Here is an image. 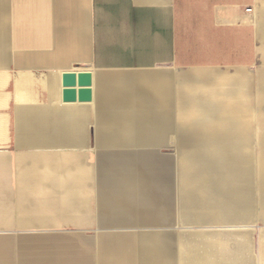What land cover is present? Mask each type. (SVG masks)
I'll return each mask as SVG.
<instances>
[{
    "label": "crops",
    "instance_id": "obj_1",
    "mask_svg": "<svg viewBox=\"0 0 264 264\" xmlns=\"http://www.w3.org/2000/svg\"><path fill=\"white\" fill-rule=\"evenodd\" d=\"M263 43L264 0H0V245L11 240L16 211L29 221L33 164L64 167L74 178L63 187L77 193L95 191L97 179L126 195L117 207L100 203L119 215L99 219L105 224H158L180 212L159 205L174 189V162L157 149L174 144L171 133L188 147L206 132L179 153V187L185 195L193 178L203 188L208 174L216 180L249 140L238 129L253 131L237 124L253 77L241 69L263 62ZM119 235L101 242L124 243ZM217 261L251 264L239 249Z\"/></svg>",
    "mask_w": 264,
    "mask_h": 264
},
{
    "label": "rangeland",
    "instance_id": "obj_2",
    "mask_svg": "<svg viewBox=\"0 0 264 264\" xmlns=\"http://www.w3.org/2000/svg\"><path fill=\"white\" fill-rule=\"evenodd\" d=\"M214 70L232 73L237 69ZM241 70L253 77L240 102L237 124L253 131L238 129L239 133L250 135L249 140L239 149V156L227 157L228 163L220 165L223 172L217 174L216 180H211L212 175L208 174L206 181L209 185L203 188L204 183L193 178L190 181L195 188L185 195L179 187V153L196 148L206 132L196 144L188 147L175 146L177 133H171L169 143L174 144L157 149L158 154L170 156L174 162V189L171 185L164 195L159 196V205L178 204L180 212L169 213L171 218L167 215L158 216V221H164L158 224L147 225L144 220L128 224H105L99 219L116 220L119 215L115 211H99L101 204L117 207L126 195H116L117 189H106L101 180L97 179L95 191L90 189L88 194L77 193L63 187L65 182L74 178L64 167L46 163L40 169L37 164L31 165V161L29 221L22 225L18 211L14 213V233L9 234L11 240L8 244L4 247L0 245V264H102L104 261L109 264H151L150 258L144 257H158V252L152 247L151 252L143 255L139 247L142 249L151 242L149 234L152 232L167 235L169 247L168 253H165L166 250L164 253L170 256L168 264H181L182 255L189 254L183 251L184 234L200 233L210 236L222 258L234 257L238 249L240 253L247 250L251 264H264V52L261 64ZM89 164L86 173L92 180L93 173ZM65 176L69 181H65ZM168 183L172 184V181ZM184 202L206 206L208 211L188 212L186 207L184 210L182 208ZM136 213L133 212L131 219L135 218ZM140 214L149 216L152 213ZM199 214H207L210 221H198ZM122 218L128 219L125 216ZM25 220H28L27 216ZM116 234H120L119 237L124 240L122 246L101 242L104 236ZM128 239L135 242L133 246L126 244Z\"/></svg>",
    "mask_w": 264,
    "mask_h": 264
},
{
    "label": "bare ground",
    "instance_id": "obj_3",
    "mask_svg": "<svg viewBox=\"0 0 264 264\" xmlns=\"http://www.w3.org/2000/svg\"><path fill=\"white\" fill-rule=\"evenodd\" d=\"M165 234H161L158 238L151 239V242L146 246L142 247V253L151 252L152 247L156 252H158V262L160 264H168L170 261V256L165 255L168 253L169 241L166 239ZM208 237V238H207ZM183 242L185 248L183 251L189 252V254L182 255L183 262L181 264H220L217 261L218 256V247L216 243L211 240L210 236H206L203 234H184ZM111 242H116V245L122 246L118 240H110ZM129 248V246H128ZM166 250V251H165ZM165 251V253H164ZM160 253V255H159ZM134 254V252L132 253ZM135 255V254H134ZM150 258V260L154 259V257H144ZM143 258V259H144Z\"/></svg>",
    "mask_w": 264,
    "mask_h": 264
}]
</instances>
